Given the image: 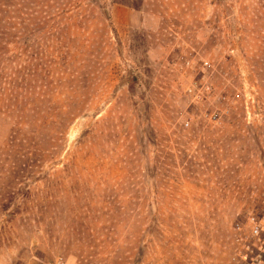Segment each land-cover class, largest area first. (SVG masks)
<instances>
[{
    "label": "rangeland",
    "instance_id": "374dc122",
    "mask_svg": "<svg viewBox=\"0 0 264 264\" xmlns=\"http://www.w3.org/2000/svg\"><path fill=\"white\" fill-rule=\"evenodd\" d=\"M251 219L264 0H0V264H234Z\"/></svg>",
    "mask_w": 264,
    "mask_h": 264
},
{
    "label": "built area",
    "instance_id": "2783aa9c",
    "mask_svg": "<svg viewBox=\"0 0 264 264\" xmlns=\"http://www.w3.org/2000/svg\"><path fill=\"white\" fill-rule=\"evenodd\" d=\"M251 223V243L243 246L234 258V264H264V239L262 232L264 227L256 222L254 219L250 220ZM46 264H66L62 258H56Z\"/></svg>",
    "mask_w": 264,
    "mask_h": 264
}]
</instances>
